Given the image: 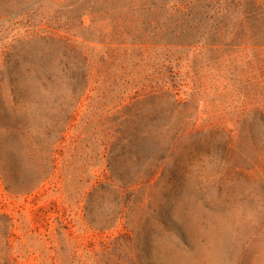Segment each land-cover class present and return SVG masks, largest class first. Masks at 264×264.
I'll use <instances>...</instances> for the list:
<instances>
[{
  "label": "trees",
  "instance_id": "trees-1",
  "mask_svg": "<svg viewBox=\"0 0 264 264\" xmlns=\"http://www.w3.org/2000/svg\"><path fill=\"white\" fill-rule=\"evenodd\" d=\"M139 2L90 53L48 36L46 45L62 51L25 60L6 51L0 65L7 190L57 184L70 199L81 196L99 234L129 222L130 192L165 175L187 140L217 148L227 164L256 145L254 134L264 136V0ZM261 143L245 160L264 165ZM112 193L117 210L97 211ZM133 242L125 233L103 243L90 264H152Z\"/></svg>",
  "mask_w": 264,
  "mask_h": 264
},
{
  "label": "rangeland",
  "instance_id": "rangeland-1",
  "mask_svg": "<svg viewBox=\"0 0 264 264\" xmlns=\"http://www.w3.org/2000/svg\"><path fill=\"white\" fill-rule=\"evenodd\" d=\"M139 3L0 0V65L6 51L20 60L48 48L62 51L46 45L48 36L69 38L90 53V44L111 40L114 21ZM263 137L254 134L256 145L227 164L217 148L187 140L165 175L130 192L129 222L105 234L90 232L80 195L70 199L47 183L17 196L0 173V264H90V251L125 233L152 264H264V165L245 160L261 150ZM97 174L104 180L102 169ZM106 197L96 210L116 211L117 195Z\"/></svg>",
  "mask_w": 264,
  "mask_h": 264
}]
</instances>
